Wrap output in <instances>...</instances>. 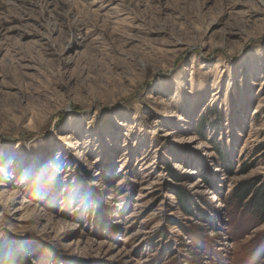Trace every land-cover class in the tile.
I'll return each instance as SVG.
<instances>
[{"label": "rangeland", "instance_id": "rangeland-1", "mask_svg": "<svg viewBox=\"0 0 264 264\" xmlns=\"http://www.w3.org/2000/svg\"><path fill=\"white\" fill-rule=\"evenodd\" d=\"M263 142L264 0H0V264H264Z\"/></svg>", "mask_w": 264, "mask_h": 264}, {"label": "trees", "instance_id": "trees-1", "mask_svg": "<svg viewBox=\"0 0 264 264\" xmlns=\"http://www.w3.org/2000/svg\"><path fill=\"white\" fill-rule=\"evenodd\" d=\"M254 154L256 156H264V142L254 150ZM252 169V167H247L245 173ZM172 176L177 179V175L174 172ZM177 197L179 198L178 205L181 206V209L185 211V213L196 217L197 212H194V207H196L195 205L193 206L194 202H191L190 200L184 201L180 193L177 194ZM247 200L248 202L246 203ZM230 201L240 205L239 207H247L248 214H250L255 220L262 223L264 222V180H262V178L253 179L252 181L240 184L232 191Z\"/></svg>", "mask_w": 264, "mask_h": 264}, {"label": "bare ground", "instance_id": "bare-ground-1", "mask_svg": "<svg viewBox=\"0 0 264 264\" xmlns=\"http://www.w3.org/2000/svg\"><path fill=\"white\" fill-rule=\"evenodd\" d=\"M19 196V195H18ZM18 196H16V197H14L15 199H17L18 198ZM11 200V199H10Z\"/></svg>", "mask_w": 264, "mask_h": 264}]
</instances>
